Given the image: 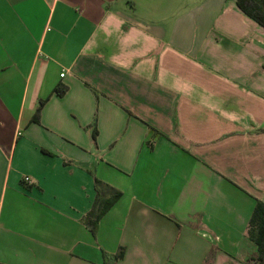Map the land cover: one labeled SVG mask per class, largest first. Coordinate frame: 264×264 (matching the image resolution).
<instances>
[{
	"label": "crops",
	"instance_id": "0c3cea01",
	"mask_svg": "<svg viewBox=\"0 0 264 264\" xmlns=\"http://www.w3.org/2000/svg\"><path fill=\"white\" fill-rule=\"evenodd\" d=\"M257 201L264 28L235 0H0V264H248Z\"/></svg>",
	"mask_w": 264,
	"mask_h": 264
},
{
	"label": "trees",
	"instance_id": "16d2710c",
	"mask_svg": "<svg viewBox=\"0 0 264 264\" xmlns=\"http://www.w3.org/2000/svg\"><path fill=\"white\" fill-rule=\"evenodd\" d=\"M237 7L248 17L257 22L264 28V0H235ZM61 91L59 94H62ZM41 104L36 108L35 114L40 111ZM116 198L110 199L103 211H105L111 204L114 203ZM245 236L255 245V254L248 259V264H264V203L257 201L245 230ZM123 250L114 254L111 258H103L102 264H115L118 260L122 259ZM203 264H211L210 260H205Z\"/></svg>",
	"mask_w": 264,
	"mask_h": 264
},
{
	"label": "built area",
	"instance_id": "2783aa9c",
	"mask_svg": "<svg viewBox=\"0 0 264 264\" xmlns=\"http://www.w3.org/2000/svg\"><path fill=\"white\" fill-rule=\"evenodd\" d=\"M23 181L26 183H30V178L28 176H24Z\"/></svg>",
	"mask_w": 264,
	"mask_h": 264
}]
</instances>
